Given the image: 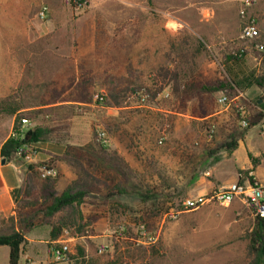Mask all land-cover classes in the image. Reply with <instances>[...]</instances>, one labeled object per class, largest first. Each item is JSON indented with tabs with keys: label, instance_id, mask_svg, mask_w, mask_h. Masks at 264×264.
<instances>
[{
	"label": "rangeland",
	"instance_id": "1",
	"mask_svg": "<svg viewBox=\"0 0 264 264\" xmlns=\"http://www.w3.org/2000/svg\"><path fill=\"white\" fill-rule=\"evenodd\" d=\"M242 2L84 0L76 7L75 0H0V101L10 95L20 96L18 105L24 106L62 101L74 95L82 80H91L88 102L51 106L54 120L48 123L56 132L50 143L63 145L66 150L40 169L45 164L53 167L57 160L72 167L62 159L71 147L68 156L80 158L102 182L96 185L99 191L89 195L82 205L83 231L71 229L55 243H46L48 227L30 231L26 239L37 242L27 241L20 264L246 263L247 236L255 224L248 207L235 201L228 207L210 204L186 211L182 204L195 196L189 182L200 160L195 151L202 147L189 144L218 145L223 138L226 143L229 133L238 128L245 130L252 116L264 114V103L257 105L260 97L251 101L243 94L237 99L239 90L221 91L234 102L230 115L212 117L224 107L217 103L220 92L212 98L204 96L200 103L201 96L196 93L177 97L164 82L167 86L154 102H141L133 96L127 97L121 108L105 104L108 109L104 110L93 105L94 97L104 96L112 84L126 88L140 82L144 88L155 90L158 87L153 81L161 66L177 65L181 78L188 82L214 84L223 80L230 69L226 64L230 48L243 43ZM43 8L47 9L44 17ZM261 12L264 0H253L248 16L257 20ZM169 25L174 29L168 30ZM219 29L224 35L217 38ZM186 37L193 38L190 50L197 47L196 39L206 45L194 66L179 57L181 52L173 47L179 48ZM248 55L252 65L264 58L256 51ZM210 103L215 113L199 118L203 111L211 112ZM71 106L75 116L66 109ZM78 108H82L81 115ZM39 122L41 119L36 120V124ZM96 125L109 135V152L117 155L121 149L135 159L130 160L136 174L122 187L123 194L117 191L121 178L101 158L95 143ZM162 138L163 144L159 145ZM250 165L247 172L237 171V177L243 174L260 181L264 155H250ZM40 169V188H25L18 195V204L23 195L32 200L49 180L41 177ZM55 170L57 177L53 180L57 184L60 172ZM40 220L37 217L35 222ZM60 243L70 247L67 263H58L52 256L53 247ZM0 264H9L7 247H0Z\"/></svg>",
	"mask_w": 264,
	"mask_h": 264
},
{
	"label": "trees",
	"instance_id": "2",
	"mask_svg": "<svg viewBox=\"0 0 264 264\" xmlns=\"http://www.w3.org/2000/svg\"><path fill=\"white\" fill-rule=\"evenodd\" d=\"M77 5H82L84 0H75ZM151 3V0H148ZM192 37H186L179 43V48L173 44L174 49H178L181 54L179 57H183V60L188 65L194 66L197 58L200 57L202 52L206 50V45L200 39H196L197 47L190 50ZM236 61L231 56H228L227 61ZM226 77L223 80H219L214 84L209 83H194L188 82L181 78V74L177 65L172 67L161 66L155 75L153 83L157 86L155 90L144 88L141 83H137L121 88L117 85L108 87L105 97V104L107 106H116L121 108L127 97L136 98L144 95L146 101L154 102L158 95H160L165 87L162 83H167L172 89L175 96L181 97L183 94L189 95L190 93H196L197 96H201L200 103L203 101L204 96L206 98H212L215 94L221 91H236L242 92L240 87L241 82L233 76L230 70L225 72ZM250 83L260 88L264 93V70L260 75L251 76ZM129 81V80H128ZM92 83L91 80H82L75 88L74 95L61 100L54 99L52 102H40L37 106L39 109L33 112H25L17 116L16 123H19L22 119H41V122L37 123L30 129V135L27 134L23 141H18L10 138L2 147V157L5 159H11L17 152L22 149L24 145H30L41 142H50L54 138L55 128L49 125V121L53 122L54 108L51 107L57 103H74L76 105L84 104L89 101V89ZM138 96V97H137ZM20 96L10 95L0 101V112L7 114L15 108L23 105H18L17 100ZM60 101V102H59ZM211 112L203 111L199 118L204 119L211 114L215 113L213 103ZM83 107V106H80ZM24 109V108H22ZM70 110L71 116H75L73 112V106L66 108ZM80 115L82 114V108H78ZM78 115V114H77ZM51 117L50 120H47ZM47 118V119H46ZM264 119V114H257L249 119L248 128L245 130H239L241 128L233 130L226 137V149L229 153H232L237 149L239 141L244 139L245 133L251 128L258 125ZM239 127V126H238ZM28 132V133H29ZM72 149L69 147L67 156H63V160L67 161L78 173L76 181L71 183L60 195L55 190L56 180H46L40 193L35 195L32 200L25 197L21 204H17L16 215L9 218H1L0 226V247H7L9 249V264H20L23 257V248L27 244V234L38 228L48 227L50 228L49 243H55L59 241L64 232H68L71 229L77 230L81 233L84 229V215L82 211V205L85 203V199L92 193L98 192L97 184H101V180L95 175L89 172V170L83 165L80 158L77 156H68ZM107 163H110L116 175L121 178L122 183H117V191L119 194L125 193L122 188L125 186L129 178L133 175V172L129 167L121 160L116 153H111L108 149H98ZM91 168L94 166V162H91ZM249 169L246 168L247 172ZM16 193V192H15ZM25 209V210H24ZM41 217V220L37 224L35 219ZM249 241L248 254L245 264H264V218L255 217L254 228L247 236Z\"/></svg>",
	"mask_w": 264,
	"mask_h": 264
},
{
	"label": "crops",
	"instance_id": "3",
	"mask_svg": "<svg viewBox=\"0 0 264 264\" xmlns=\"http://www.w3.org/2000/svg\"><path fill=\"white\" fill-rule=\"evenodd\" d=\"M258 27L261 32V40L264 42V12L258 16ZM168 30H173V26H167ZM224 35L219 29L216 33L217 38ZM214 38V36H213ZM216 42V37H215ZM247 55L244 59L236 61H227L226 64L230 68L233 76L241 82L240 87L242 94L248 95L253 101L260 97L257 105L264 103L262 98L263 91L250 83L251 76H257L264 70V58L258 62L250 64L251 56ZM248 59V61H246ZM252 65V66H251ZM8 97V96H7ZM242 96L237 97L240 99ZM24 108V109H22ZM223 110H217L212 117L230 115L227 107ZM39 109L37 106H21L15 108L11 113L0 114V217L9 218L16 215V207L19 203L18 195L24 192L25 188L36 186L41 183L37 172L44 163H49L54 156H62L66 147L51 145L50 142H41L30 144V148L34 150V155L29 161L21 159L15 154L11 159L2 157L1 151L5 143L11 138V133L15 127L17 116L25 112H33ZM47 119V118H46ZM31 128L36 125V121L32 120ZM34 124V125H33ZM260 127L259 131L254 130ZM30 128V129H31ZM224 128H226L224 126ZM264 121L251 128L244 135V139L239 141L238 147L232 153L228 154L223 138L220 144H211L203 142L202 144L191 143L189 146L201 145L196 154L199 155V161L195 163L190 178L191 191L193 195H204L229 186L237 181V171L251 167L250 155L253 157L264 155ZM222 145V146H221ZM174 150V149H173ZM117 156L124 161L129 169L136 174L131 160H135L132 155H128L121 149L117 150ZM171 157V155L169 156ZM53 167L60 172V180L56 184L57 194L60 195L71 183L77 180V174L72 167L65 165L63 162L55 161ZM227 175V177H225ZM260 183L264 184V173L259 172ZM261 184V185H262ZM41 186V185H40ZM263 186V185H262ZM36 188V189H37ZM16 192V193H15ZM20 192V193H19ZM24 198V195L21 197ZM46 243H49V236L46 237ZM31 243L37 242L34 239L27 238ZM42 243V242H41Z\"/></svg>",
	"mask_w": 264,
	"mask_h": 264
},
{
	"label": "built area",
	"instance_id": "4",
	"mask_svg": "<svg viewBox=\"0 0 264 264\" xmlns=\"http://www.w3.org/2000/svg\"><path fill=\"white\" fill-rule=\"evenodd\" d=\"M243 9L241 11V16L244 20L241 40L243 43L237 48H230L229 56L236 60L245 58L249 52L256 51L264 56V42H262L261 32L258 27L257 20L251 16H248V11L252 7L253 0H243ZM47 12L46 8L42 10V16L44 17ZM243 94L238 91V97ZM241 97V98H242ZM144 95L141 96V102H146ZM217 103L221 106L231 108L233 106L232 101L228 99L225 93L220 92L217 98ZM93 105L96 107L100 106V109H108L105 107V97L103 95H96L93 100ZM242 127H247L245 122H241ZM31 123L27 119H22L19 123L15 124V127L11 133V138L23 141L28 132L30 131ZM164 138H162L158 143L162 145ZM95 143L100 148H108L110 146V138L105 130L100 125L95 126ZM30 145L22 146V149L17 152V155L26 161H29L34 155V150H32ZM41 177L43 179H55L57 177V171L55 168L45 164L44 167L40 169ZM235 201H240L246 207H248L254 217L264 218V187L259 181L251 177H246L243 174H239L237 181L229 186L204 194L197 195L194 197L186 198L183 201V208L186 211L198 210L201 207L216 204L224 207L231 206ZM71 253L70 247L64 243H60L53 247L52 256L54 260L58 263H67L70 261L69 254ZM31 264V263H24Z\"/></svg>",
	"mask_w": 264,
	"mask_h": 264
},
{
	"label": "water",
	"instance_id": "5",
	"mask_svg": "<svg viewBox=\"0 0 264 264\" xmlns=\"http://www.w3.org/2000/svg\"><path fill=\"white\" fill-rule=\"evenodd\" d=\"M30 134H31V132L28 133V135H30Z\"/></svg>",
	"mask_w": 264,
	"mask_h": 264
}]
</instances>
